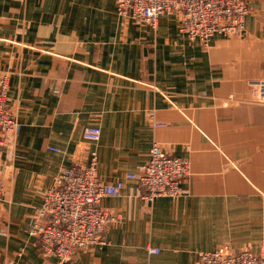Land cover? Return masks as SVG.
Segmentation results:
<instances>
[{"label":"crops","instance_id":"obj_1","mask_svg":"<svg viewBox=\"0 0 264 264\" xmlns=\"http://www.w3.org/2000/svg\"><path fill=\"white\" fill-rule=\"evenodd\" d=\"M245 2L243 33L205 48L180 32L179 16L153 28L120 16L116 0H0V82L8 76L19 125L0 149V264H56L31 220L54 177L92 152L104 183H124L102 202L119 220L107 245L70 264H197L221 245L264 250V104L251 85L264 80V0ZM90 125L97 143L83 137ZM154 144L190 161L178 199L146 201L126 178Z\"/></svg>","mask_w":264,"mask_h":264},{"label":"built area","instance_id":"obj_2","mask_svg":"<svg viewBox=\"0 0 264 264\" xmlns=\"http://www.w3.org/2000/svg\"><path fill=\"white\" fill-rule=\"evenodd\" d=\"M116 8L120 16L153 28L163 15H177L181 21L180 32L190 42H199L205 48L216 35L234 37L243 33L251 12L245 0H116ZM8 81V76L4 75L0 82V149L19 129L16 113L7 106ZM251 85L257 100L264 104V80L253 81ZM154 125L166 127L162 123ZM101 134L100 127L90 125L85 128L83 137L97 143ZM98 162L97 153L92 152L88 163L62 169L44 192L30 230L43 258L55 259L56 264H70L79 254L108 244L107 232L119 216L104 209L102 202L120 196L124 183H104ZM190 174L189 160L172 156L154 144L140 174L128 173L126 178L139 181L146 192L143 195L146 201L160 197L175 200L182 196V184ZM3 193L0 183V200ZM148 251L151 255L160 253L153 247ZM197 264H264V250L254 253L221 245L199 253Z\"/></svg>","mask_w":264,"mask_h":264}]
</instances>
